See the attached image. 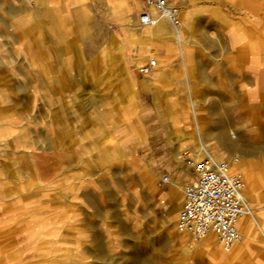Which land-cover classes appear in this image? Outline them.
Returning <instances> with one entry per match:
<instances>
[{
    "label": "rangeland",
    "instance_id": "1",
    "mask_svg": "<svg viewBox=\"0 0 264 264\" xmlns=\"http://www.w3.org/2000/svg\"><path fill=\"white\" fill-rule=\"evenodd\" d=\"M74 13L70 0H0V264H264V172L237 151L236 120L233 151L217 154V135L200 129L207 103L196 101L184 55L180 84L159 72L156 53L148 74L128 63L127 31L156 47L159 23ZM201 140L215 158H240L233 171L260 224L245 223L229 252L217 242L218 256L155 198L170 186L160 183L163 162L176 164L184 149L208 156ZM165 214L187 243L169 241Z\"/></svg>",
    "mask_w": 264,
    "mask_h": 264
},
{
    "label": "crops",
    "instance_id": "2",
    "mask_svg": "<svg viewBox=\"0 0 264 264\" xmlns=\"http://www.w3.org/2000/svg\"><path fill=\"white\" fill-rule=\"evenodd\" d=\"M70 1L77 11L70 17H133L137 23L148 26L154 25L142 23L138 18L142 13H148L150 17H162L157 9L148 5L147 0ZM169 1L180 9L177 35L183 40V52L178 47L177 38L176 40L173 38L172 32L174 33L175 30L172 23L160 18L158 23L163 30L155 31V36L160 39L156 47L145 42L134 44L129 40L131 35L127 31L128 63L143 65L150 59L149 55L156 53L164 63L159 67V72L166 74L169 71V75L173 74L175 77V84H180L178 83L180 79L176 77L180 69L176 56L178 53L183 54L184 69L189 71L190 85L195 92L196 101L207 103L202 106L200 114L199 126L202 134L217 135L218 140L211 141L210 144L219 154V148L230 144V122L235 119L239 133L237 151L246 157V165L250 166L249 160L253 159L254 168L261 167L260 171L263 173L264 0ZM199 126L196 128L201 134ZM202 143H200L201 148ZM182 151L177 154L176 164L168 165L163 162L161 170L165 173L160 183L170 186L162 191L159 190L155 196L157 207L166 210L177 209V218L183 205L184 188L179 190L177 186L171 185L170 180L181 181L184 187L195 179L193 171L181 158ZM228 151L233 150H227L225 154ZM196 155L199 158L204 157L202 154ZM258 160L261 161L259 165L256 164ZM165 176L169 177V183L163 181ZM256 212L261 215L264 226V207H258ZM173 214H165L167 238L172 243L178 241L182 245V241L185 243L186 240L179 234L176 236L174 228L171 227ZM253 215L255 216L254 212ZM251 220L260 226L256 217L247 218L240 224V230L245 223L246 230H250L253 223ZM259 228L264 236V228L262 226ZM210 236L212 238L205 237L202 240H205L213 255L218 256L220 253L218 247L221 245L218 243V246L216 238Z\"/></svg>",
    "mask_w": 264,
    "mask_h": 264
},
{
    "label": "built area",
    "instance_id": "3",
    "mask_svg": "<svg viewBox=\"0 0 264 264\" xmlns=\"http://www.w3.org/2000/svg\"><path fill=\"white\" fill-rule=\"evenodd\" d=\"M147 3L178 31L180 9L177 5L169 0H147ZM158 19L148 13L140 17L142 23L151 25L157 24ZM156 66L157 60L150 58L139 71L148 74ZM181 158L195 179L184 186L183 205L176 222L178 230L190 235L194 242L214 235L225 251L231 250L242 236L241 218L252 213L243 175L233 171L240 158L225 160L206 156L200 159L190 149H184ZM163 181L169 183V177L165 176Z\"/></svg>",
    "mask_w": 264,
    "mask_h": 264
},
{
    "label": "bare ground",
    "instance_id": "4",
    "mask_svg": "<svg viewBox=\"0 0 264 264\" xmlns=\"http://www.w3.org/2000/svg\"><path fill=\"white\" fill-rule=\"evenodd\" d=\"M160 21V18L158 19V22ZM154 25H156V24H154ZM160 28V27H159ZM177 40H178V42H179V44H182V42H181V37L179 36V35H177ZM195 104V103H194ZM195 106V105H194ZM200 131V130H199ZM199 133V132H198ZM200 137V136H199ZM223 137H221V139H222ZM202 142V141H201ZM202 148L201 149H204L205 150V152L207 153V155L208 156H212V157H214L213 156V154H212V152L210 151V150H208L207 149V147H206V145L204 144V143H202ZM227 147L228 148H233V145L232 144H229V145H227ZM227 147H224V146H222V150H223V152H222V156L225 154V152L227 151ZM170 182H172V179L170 180ZM247 218H255V216L253 215V212L250 214V216H245V217H242L241 218V220H240V223H242V221H244L245 219H247ZM209 238H212V236H208ZM204 239V238H203ZM241 239H242V236H241ZM240 239V240H241ZM207 243V242H206ZM219 248V247H218ZM230 251V250H229ZM218 253V252H217ZM133 262V261H132Z\"/></svg>",
    "mask_w": 264,
    "mask_h": 264
}]
</instances>
